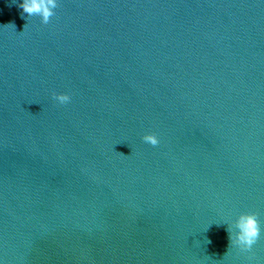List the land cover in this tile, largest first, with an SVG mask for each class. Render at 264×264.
<instances>
[{
    "label": "water",
    "instance_id": "95a60500",
    "mask_svg": "<svg viewBox=\"0 0 264 264\" xmlns=\"http://www.w3.org/2000/svg\"><path fill=\"white\" fill-rule=\"evenodd\" d=\"M22 3L0 0V264H264V0Z\"/></svg>",
    "mask_w": 264,
    "mask_h": 264
},
{
    "label": "clouds",
    "instance_id": "9594fccd",
    "mask_svg": "<svg viewBox=\"0 0 264 264\" xmlns=\"http://www.w3.org/2000/svg\"><path fill=\"white\" fill-rule=\"evenodd\" d=\"M57 6L58 0H23V3L19 5L23 9V13H27L29 17L40 16L44 24L50 22L55 15L54 10ZM53 98L61 105L71 101V96L67 93H53ZM143 141L152 146H157L160 143V139L155 133L144 135ZM227 231L229 233V246H236L242 252H251L253 246L260 239L261 225L255 213H242Z\"/></svg>",
    "mask_w": 264,
    "mask_h": 264
}]
</instances>
